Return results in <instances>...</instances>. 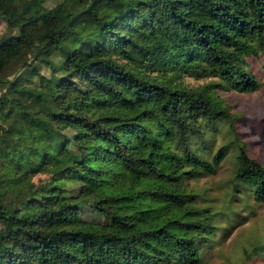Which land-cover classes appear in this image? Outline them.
<instances>
[{
    "label": "trees",
    "instance_id": "1",
    "mask_svg": "<svg viewBox=\"0 0 264 264\" xmlns=\"http://www.w3.org/2000/svg\"><path fill=\"white\" fill-rule=\"evenodd\" d=\"M31 1L32 15L23 6L6 16L0 0L7 26L0 35V222L11 240L4 244L0 231V264L198 261L206 227L185 206L176 174L185 165L215 169L227 145L206 157L188 140L203 130L212 136L207 127L217 120L232 128V116L206 86L188 87L180 75L203 64L235 87H253L237 58L250 42L262 43L264 0ZM90 21L95 32H84ZM29 126L45 130L37 144L61 154L55 165L78 172L85 193L61 189L41 203L28 194L31 171L11 180L36 146ZM105 156L117 162L123 184H108V169H94ZM233 159L243 193L264 200V163L241 143ZM82 204L107 222L83 221ZM22 207L31 212L22 216Z\"/></svg>",
    "mask_w": 264,
    "mask_h": 264
},
{
    "label": "rangeland",
    "instance_id": "2",
    "mask_svg": "<svg viewBox=\"0 0 264 264\" xmlns=\"http://www.w3.org/2000/svg\"><path fill=\"white\" fill-rule=\"evenodd\" d=\"M45 1L49 3L51 0ZM22 3V0H4L2 4L4 14L15 15L24 6L32 15V1L26 0L24 4ZM83 28L84 32H95L96 24L91 21L85 22ZM6 30L4 17H0V35ZM249 44L250 47L245 53H238L237 60L241 61L244 70L254 79V86L251 88H244L243 84L235 87L212 70L206 69L203 64L194 68L185 66L181 78L179 77L188 87L206 86L211 95L226 107L232 116V128L229 127L228 121L217 120L207 127V130L213 132L212 136H207V132L203 130L204 134H193L195 141L192 143L188 136L190 146L198 154L209 157L220 144L227 145V153L212 172L185 165L183 168L186 169V173L176 174V183L186 202L185 206L191 211L192 217L204 223L206 227V231L198 237L199 260L191 263L179 258L176 264H264V200L243 193L241 187L244 184L232 178L233 151L238 143L245 145L252 156L264 163V37L262 43L252 41ZM16 65V62L10 64L9 75H13L12 69ZM42 70L46 75L51 74L49 68L43 67ZM28 135L36 146L22 162L19 171L9 172L11 180L21 178L26 172L31 171L33 186L28 194L38 197L41 203L59 198L61 189L71 196L85 193V190L77 186L78 172L62 171L58 163L55 165L54 157L61 154L54 150H46L41 144H37L40 139L48 137L45 130L29 126ZM97 164L95 170L101 171L103 166L109 171L104 175L107 178H114V183L108 184L112 186L123 184L116 178L114 171L117 162L111 156H105V160H99ZM53 168L56 169L55 172ZM92 168L89 166L86 172ZM235 182L239 184L238 187H234ZM142 188V185L137 187L138 190ZM159 205L161 204L154 207L158 208ZM29 212L31 209L24 207L20 210L22 216ZM78 215L89 224L103 225L107 222L103 215L84 204L78 206ZM218 215L224 224L219 230L214 224L216 223L214 218ZM0 231L3 243L10 244L11 240L1 222ZM214 234L216 240L209 242L207 239Z\"/></svg>",
    "mask_w": 264,
    "mask_h": 264
}]
</instances>
